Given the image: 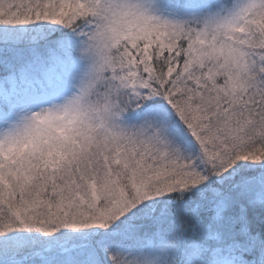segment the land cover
<instances>
[{
  "label": "snow or ice",
  "instance_id": "snow-or-ice-1",
  "mask_svg": "<svg viewBox=\"0 0 264 264\" xmlns=\"http://www.w3.org/2000/svg\"><path fill=\"white\" fill-rule=\"evenodd\" d=\"M0 264H264V0H0Z\"/></svg>",
  "mask_w": 264,
  "mask_h": 264
}]
</instances>
